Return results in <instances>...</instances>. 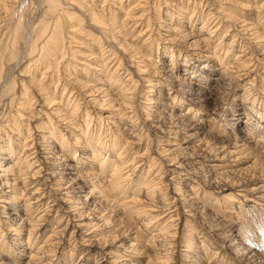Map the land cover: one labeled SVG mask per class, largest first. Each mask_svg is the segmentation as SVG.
Listing matches in <instances>:
<instances>
[{
  "label": "clouds",
  "instance_id": "1",
  "mask_svg": "<svg viewBox=\"0 0 264 264\" xmlns=\"http://www.w3.org/2000/svg\"><path fill=\"white\" fill-rule=\"evenodd\" d=\"M73 6L78 30L65 13ZM38 8L26 47L0 37V140L15 157L0 171V264H186L197 247L224 264L216 216L245 185L264 188V0ZM209 63L223 108L246 106L253 145L228 142L222 117L198 127L184 66L208 75ZM11 201H23L18 223L5 218Z\"/></svg>",
  "mask_w": 264,
  "mask_h": 264
},
{
  "label": "rangeland",
  "instance_id": "2",
  "mask_svg": "<svg viewBox=\"0 0 264 264\" xmlns=\"http://www.w3.org/2000/svg\"><path fill=\"white\" fill-rule=\"evenodd\" d=\"M132 2H136V0H132ZM38 3H42V0H20L19 4L16 7L18 9L16 10V8H15L16 13L12 12L11 13L12 16L10 15L11 17H9L8 22H9V26L11 27V30L17 28V26H18L17 29H18V32L20 34V38L22 39V42L23 43L25 42L24 43L25 47L31 41L30 38H32V35H33V33H32L33 21L35 18L39 17V15H40L41 10L38 8ZM27 35H29V36H27ZM25 36L27 38H24ZM28 40H30V41H28ZM165 55L166 54H164V56ZM209 64L216 66L215 67L216 70H213L211 73H209V75L213 76V75H215L216 71H218L219 66L215 63H209ZM20 67L21 66L18 65L17 70H19ZM184 75L188 78V80L190 79V75H188V74H184ZM166 92H167V90H166ZM183 94H184V96L187 95L186 93H183ZM185 99H186V97H185ZM188 102H190V101L187 100V103ZM218 102H219V104L221 103L219 99H218ZM214 105L215 104H211L210 109L214 110L215 109ZM240 105L241 104H239L236 101H230L227 110H225L223 108V106L219 109H215V110H218V113H214L211 110L202 109L201 111H202L203 116L201 119L204 121L203 124L208 125V120L213 116L222 117L224 125H225V132H226L225 139L228 142H232V141L235 142L238 139L242 140L239 138V136H241L243 134L242 132L240 133V130L242 129V126H243V122L239 121L238 125H236V126H232V124H231L233 122V120L231 119L232 115L235 113V111L240 110ZM240 116L241 117L243 116V119H245V115L241 114ZM237 134H239V135H237ZM16 138L17 137H14V140H16ZM243 141H241V142H243ZM253 144H254V142H250V145H253ZM251 188H252L251 183L248 185H245L244 186V189H245L244 194L241 195V197H237V199H239L238 201L241 200L242 203L245 204L246 207L250 208L249 213L251 215H249L250 218H249V216L247 217V218H249V219H247V221L248 222L252 221V222H250L249 225L243 224L244 228L241 229L242 224L239 222L238 224H235L231 228L230 226H228L229 221L231 218L235 219L234 216L237 214L228 213L226 210L221 215L216 216V218L214 220L215 228H214L213 236L215 239L216 246L222 248V254L226 253V259H225L224 264H264V221L263 222H262V220L260 221L261 217L255 211V209L259 210V211H260V209L254 208V206H253L254 204L252 201L244 200L246 198H242V196L244 197V195L249 196V197L252 196L251 198L261 196V194L264 195V192H263L264 188H256L254 191L248 190ZM230 205L231 204H229V206L227 208H229ZM20 207L21 208L23 207V201L21 202ZM252 207L254 208V210ZM229 209H233L232 211L235 210L239 216H241V214H242L239 212V209H241V206L238 204V202H235V206H232ZM261 211L264 212L263 209H261ZM260 213H261V215L264 216V214L262 212H260ZM209 219L211 220L212 217L209 216ZM236 219L238 220V218H236ZM253 221L255 223H253ZM48 227L50 229V225ZM260 237L262 239H260ZM15 238L19 242L20 238H18V237H15ZM256 243H257V245H256ZM137 264H142V262H137ZM186 264H207V258L202 254V250L199 247H197L195 249V254L190 255V258L188 261H186Z\"/></svg>",
  "mask_w": 264,
  "mask_h": 264
},
{
  "label": "bare ground",
  "instance_id": "3",
  "mask_svg": "<svg viewBox=\"0 0 264 264\" xmlns=\"http://www.w3.org/2000/svg\"><path fill=\"white\" fill-rule=\"evenodd\" d=\"M19 2H20V0H0V37L6 36L9 32H12L13 34H15V35L20 37V34L18 32V29H17L18 26H17V28L14 27L15 29L11 30V27L9 26V22H8L9 21V17L12 16L11 13L15 12L18 9L16 7L19 4ZM126 6H130V4H128ZM15 8H16V10H15ZM53 11H56V9H53ZM65 13L69 17V23L73 24L74 30H78V29L75 28L74 21H75V17L76 16L81 15V11L76 9L75 6H73V8H71V9H68V8L65 7ZM27 36H29V35H27ZM24 38H27V37L25 36ZM30 39H32V38H30ZM28 41H30V40H28ZM164 54H166V52H164L162 50L161 56L163 57ZM180 63H182V62H180ZM18 65L19 64H17V66ZM184 67H185L184 68V74L190 75V79L188 80V84L185 85V89H184V93L187 94L185 96L186 100L190 101V102H188V104L189 105H195L200 110L207 109V110H211L214 113H218V110H215V109H219V108L222 107V105H220L221 103L219 104V102H218L219 93L217 92L216 89L211 88L210 84H209V81H211L214 78L215 75H213V76H211L209 74L205 75L203 68L201 66H199V65H195V64L194 65H185ZM209 67L212 69V71L216 70V68H215L216 66H213V65L209 64ZM193 74H195L196 83L198 84V87H196V88L191 87ZM176 86L178 87V85H176ZM0 87H2V86H0ZM156 98H157V102H158V105H159V107L157 108V112L162 114L164 116L165 120H168L169 113L171 112V109L169 108V104L171 103V98L167 95L166 88L164 86H161L160 88L157 89ZM211 104H215L214 105V108H215L214 110L210 109ZM242 107L245 108V111L237 110L232 115V118H231L233 120V122L231 123L232 126L238 125L239 121H242V122L244 121L243 116L241 117L240 115L241 114L245 115L247 109H246V106L240 105V109ZM202 116L203 115H202V111H201L200 119L202 118ZM159 123H163V122H159ZM198 127L203 131L204 129L206 130L208 125L201 124V125H198ZM154 131H158V130H154ZM241 132L243 134L242 135L240 134L241 136H239V138L242 139V140L238 139L235 142L247 143L249 145H250V142H254V140L252 139V135H251L252 124H251L250 121H249L247 127L242 126V129L240 130V133ZM244 133H247V135H244ZM237 135H239V134H237ZM16 140H18V137L16 138ZM241 141H243V142H241ZM262 147H264V146H262ZM6 148H7L6 140H0V171H3L4 169L8 168L11 165H14V163H15V157H13L11 155V153L6 150ZM11 178H12L11 175H9L8 179H11ZM3 181H4V177H0V183H3ZM11 195L12 194L9 193V196H11ZM238 197H241V195L238 196ZM251 197L252 196H250V197L249 196H245V195H244V197L242 196V198H246L244 200L252 201L253 204H254L253 205L254 208L260 209V211L256 210V209H255V211L261 217L260 221L262 220V222H263L264 221V216L261 215L260 212H262L264 214V212L261 211V209L264 210V195L261 194V196H257L255 198H251ZM238 200L239 199H237V197L234 200H232L230 202V204H231L230 207L235 206V202H238V204L241 206V209H242V210L239 209V212L242 213V214H241V216H239L238 213L235 210H234L235 211L234 212V211H232L233 209H229L230 207L227 208L226 211L228 213L237 214L235 216L233 215L235 217V219L231 218L230 221H229L228 226H230L232 228L235 224H238L240 222L242 224V226H241V229H242V228H244L243 224H245V225L248 224L249 225V223L252 222V221H250V222L247 221V219L250 218L249 215H251L249 213L250 212V208L246 207L245 204H243L241 200L240 201H238ZM21 202L22 201L6 202V204L4 205V211H5V218L7 220H9V221H11L13 223H18L19 222V220L21 219V216L19 215V210L21 209V207H20ZM254 208H253V210H254ZM248 216H249V218H247ZM236 218H238V220L239 219L240 220L238 221ZM253 223H255V222L253 221ZM12 239H16V238L12 237ZM260 239H262V238L260 237ZM256 245H257V243H256Z\"/></svg>",
  "mask_w": 264,
  "mask_h": 264
}]
</instances>
